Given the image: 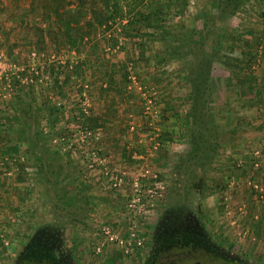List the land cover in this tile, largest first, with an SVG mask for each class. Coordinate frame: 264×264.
I'll return each instance as SVG.
<instances>
[{"label": "rangeland", "instance_id": "374dc122", "mask_svg": "<svg viewBox=\"0 0 264 264\" xmlns=\"http://www.w3.org/2000/svg\"><path fill=\"white\" fill-rule=\"evenodd\" d=\"M70 1L77 6L87 0H57L58 6L63 7L62 12ZM258 2L248 0L236 18L226 22L229 34L243 35L250 43L255 42L256 34L264 35V15ZM120 3L126 13L127 1ZM211 4V0H189L186 15L173 25L172 35L176 38L166 37L162 30H149L155 34L143 52L132 41L123 42V49L111 52L108 34L96 31L95 35L90 33L84 53L78 56L68 52L63 39L54 40L53 31L57 32L54 12L42 0H36L35 14L32 0H0V50L15 68L13 74L9 72L8 78L0 80V139L7 140L0 141V149L5 147L0 150V264L6 263L19 242L29 224L36 197L50 178L80 181L105 200L102 232L110 231L108 235L104 233L109 254L120 248L119 240L130 232L135 236L131 241L134 245L141 220L157 202L171 163L193 146L192 128L199 138L197 141L212 158L207 204L213 216L244 245L264 254L261 202L264 198V102L257 99L264 91L255 87L258 79L264 78L260 75L264 72V47L259 50L257 66L248 73L239 69L238 53L226 51L229 54L222 57L225 63L216 62L213 66L214 90L211 88L210 97L205 95L210 100L205 107L199 102L193 108L183 69L184 62L199 57L169 58L172 48L183 52L190 44L187 35L192 34L193 27L197 31L202 28L199 19L203 11L216 13ZM85 25L82 24L84 28ZM198 37L194 38L196 49L201 40ZM37 38L44 39L46 46L36 44ZM230 43L225 41L224 49L230 50ZM207 44L210 46L209 41ZM39 46L44 49L39 50ZM144 53L167 60L162 64L156 60L136 62L135 58ZM58 61L71 63L67 76L71 75L73 81V85L64 89L61 83V91L55 89L51 69H45ZM75 66L81 69L77 77L70 73ZM124 66L135 78L133 88L127 89V93L108 94L101 90L102 81L107 83L103 77L106 69L119 82ZM19 72L26 73L19 82L23 89L16 84ZM247 76L257 96L245 85ZM30 85L34 90L32 95L28 93ZM108 95L113 101L123 102L121 109L114 105L118 117L112 113L104 116L103 112L109 109L102 101L108 100ZM146 98L153 101L149 113L143 104ZM157 115L154 121L148 119ZM24 118L30 120V133L44 128L47 137L42 150L34 152L18 142L15 129L24 125L19 122ZM4 125L9 128L5 129ZM162 129L174 131V142L159 141ZM10 137L20 148L18 153L8 147ZM143 148L146 153L142 152ZM95 149L109 163L89 169V153ZM117 176L121 183L117 182L115 187Z\"/></svg>", "mask_w": 264, "mask_h": 264}, {"label": "flooded vegetation", "instance_id": "af4514ba", "mask_svg": "<svg viewBox=\"0 0 264 264\" xmlns=\"http://www.w3.org/2000/svg\"><path fill=\"white\" fill-rule=\"evenodd\" d=\"M211 159L191 146L171 163L127 253L107 251L103 198L80 181L48 179L5 264H264L208 207Z\"/></svg>", "mask_w": 264, "mask_h": 264}, {"label": "trees", "instance_id": "16d2710c", "mask_svg": "<svg viewBox=\"0 0 264 264\" xmlns=\"http://www.w3.org/2000/svg\"><path fill=\"white\" fill-rule=\"evenodd\" d=\"M42 1L46 4L47 8L52 9L54 12V22L56 21L55 23L57 24V32L53 31L54 40L58 39L59 41V38L60 40L63 39L64 45L68 47V52L71 53L74 51L78 56L84 53L85 46H87L85 43L88 42L90 33L93 32L95 35L96 31L98 33L102 31L104 34H108L107 44L110 45V47H119L121 50L123 49V42L132 41L143 52L146 48L145 44H147L150 37H153V34H155H150L149 30H162L166 37H175L172 35V31L175 27L173 25H177L178 21L186 15L189 6V0H149L147 2L143 0H126L128 11L124 13L123 6L120 3L121 0H87L86 3L77 6L70 1L67 5H64L65 11L62 12L60 9H63V7L61 5L58 6L59 3H57V0ZM247 1L248 0H211V5L213 8H216V13L203 11L199 19L202 22V28L197 31L195 30L196 28L193 27L192 34L187 35L188 39H190V44L186 49L180 52L177 48H172L171 51L168 52L169 58L175 56L178 59L179 57H185L186 59L190 57L194 58L195 56L199 57L198 60L192 62L187 60L183 63V69L188 78L189 100L193 103V108H196L199 102H203V107L209 104L210 100L206 99L205 95L210 97L213 92L211 88L214 90V86L211 84L214 82L213 66L216 62L220 64L225 63L223 62V58H226L227 54L238 53L240 58L236 60L241 61L238 62V67L239 69L242 68L244 73H248L257 66L259 61V50L262 49L261 46L264 47V35L256 34L255 42L250 43L246 42L245 36L238 34L235 37L229 34L230 32L226 29V22H231L236 18L241 10H243ZM258 1L264 15V5L261 4L264 0ZM32 2L34 4L32 13L35 14L36 0H32ZM262 17L264 18V16ZM117 20H120V23H118ZM124 20H126V23H124ZM84 23L86 24L85 28L82 26ZM116 26L120 27L117 28ZM201 35H203V37H200ZM195 37L201 39L200 42H198L200 45L197 49L194 46ZM86 39L88 40L84 41ZM252 39L253 38H251V41ZM227 40L231 42L230 45L232 47L230 46V50H226L223 47V44H225ZM207 41L210 42V46L207 44ZM36 44L46 46V41L37 38ZM40 46L39 50H43L44 48ZM226 51L230 52L228 53ZM215 58H217L218 61ZM135 59H137L135 60L136 62L142 60L146 62L156 60L159 64L167 60L165 57L161 58L160 56L150 57L146 53H144V56L141 57L139 55ZM83 63L84 62H81L82 67H84ZM70 68L71 63L67 62L66 64H61L59 61L45 67L46 70L51 69L52 75L54 76L53 84L55 85V89L60 90L61 86L62 89H64L67 85H73V81H71L72 78L70 79L71 75L67 76ZM73 69L74 71H70L73 76L75 75V77H77L81 74L79 66H75L72 70ZM105 73L103 77L109 78L108 88L105 90L106 92L110 91L113 87H117L118 93H127V89L131 84V73L128 67L124 66L119 82L114 81L108 69H106ZM17 74L19 77L16 79V84L18 83L19 85V82L22 80L21 77L26 73L19 72ZM61 83L62 85L60 86ZM228 83L230 84L231 81L228 80ZM252 84L253 82L251 83V79L247 76L245 85H249L250 92H254L255 96H257L258 92L255 90V87L264 91L263 80L258 79L255 87ZM20 87L23 89V86ZM28 90V93L32 95L34 90L31 85L28 87ZM262 95L263 96H257V99L264 97V93ZM22 102L30 107L26 101ZM55 112L57 113L58 111L55 110ZM52 113L54 114V112ZM192 116L195 118L194 111ZM162 117L165 120L168 118L166 115H162ZM19 122L24 125L15 129L16 131L18 130V142L20 140L22 144L28 146V148L34 152L42 150V145L46 142L47 137L44 133V128L39 127L36 132L30 133L28 130L30 120L24 118V120L20 119ZM3 127L6 129L8 125H4ZM190 135H192V145L198 149L204 150L197 141L198 137L195 136L193 128L192 130L190 129ZM174 137V131L160 130L159 132V141L161 142H174ZM1 139L5 142L7 141L4 138ZM8 143V147L12 148L13 152H19L20 148L13 137H10ZM8 147L6 148L7 151H9ZM4 149L5 147H1L0 150ZM144 151L143 149L142 152ZM262 222L264 224V215L262 216Z\"/></svg>", "mask_w": 264, "mask_h": 264}, {"label": "built area", "instance_id": "2783aa9c", "mask_svg": "<svg viewBox=\"0 0 264 264\" xmlns=\"http://www.w3.org/2000/svg\"><path fill=\"white\" fill-rule=\"evenodd\" d=\"M118 49H119V47H114V48H112V47H110L108 50H110L111 52H117L118 51ZM32 55L33 56H35V53H32ZM14 65L11 63V62H9L8 60H7V58H6V56H5V54H4V52H2L1 50H0V80L2 81V79L3 78H5V77H9V72H11L12 74L14 73ZM37 75L39 74V72L37 71V72H35ZM19 77V76H18ZM131 84L129 85V87H128V89L130 90V89H132L133 88V83H135L134 81H135V78L134 77H132L131 76ZM21 80V79H20ZM21 81H23V80H21ZM22 83H24V82H22ZM136 84V83H135ZM9 87V86H8ZM6 88V87H5ZM141 89V88H140ZM146 110H147V112L146 113H149L148 111L152 108V105H153V101L150 99V98H146ZM156 118H157V116H156ZM159 143L157 144V147H159ZM157 149V148H156ZM256 155H258L259 154V152H256L255 153ZM89 155L91 156V157H89V159H88V164H87V167L89 168V169H92V168H94V166L96 165V166H101V168L102 167H104V166H107V164L109 163L108 162V159L103 155V154H99V152L95 149V150H91L90 151V153H89ZM109 173V172H108ZM115 181H116V183L114 184V186L116 187V186H118V184H117V182H119V184L121 183V180H119V178H118V176L115 178ZM138 200H140V199H138ZM135 202V201H134ZM262 202V204L264 205V198H263V200L261 201ZM132 206V201H131V204H130V207ZM242 210V209H241ZM131 217V216H130ZM103 233H105L106 235H108V234H110V231L109 230H104V232ZM241 234V233H240ZM133 237V235H132V232H130V233H128L127 235H125L121 240H119V242H118V245H119V247H120V249L125 253H127V252H129V250L131 249V247L133 248V243H131V241H133L134 240V237ZM125 239V240H124ZM5 241V240H4ZM5 245H9V243L8 242H6V244Z\"/></svg>", "mask_w": 264, "mask_h": 264}, {"label": "crops", "instance_id": "0c3cea01", "mask_svg": "<svg viewBox=\"0 0 264 264\" xmlns=\"http://www.w3.org/2000/svg\"><path fill=\"white\" fill-rule=\"evenodd\" d=\"M86 40H88V39H86ZM73 54H75L76 52H72ZM80 59H81V57H80ZM263 62H264V59H263ZM259 64H260V62H259ZM260 75H261V77L263 78V76H264V72L263 71H261L260 72ZM118 77H116V76H113V79H114V81L115 82H118V79H117ZM261 79V78H260ZM106 81H107V83H105V81H102V83L103 84H101V87H102V85H103V88H101V90L103 89V90H106L107 88H108V83H109V80H108V77H107V79H106ZM263 82H264V78H263ZM105 88V89H104ZM114 92H119L118 91V88L117 87H113L110 91H108V94L110 93H114ZM108 97V100H106V101H102L103 102V104H104V106H105V108L106 109H111L110 110V112H109V110H108V112H106L105 113V111L103 112L104 113V116H108L110 113H112L111 115L113 116V117H118L117 116V114H118V110L117 111H114V105H116L117 104V108H118V106L120 107V109L123 107V102L122 101H113L111 98H110V95H108L107 96ZM116 99V98H115ZM143 101V100H142ZM258 101L259 102H261V103H263L264 102V97H260V98H258ZM97 102H99L98 100H97ZM124 103H127V102H124ZM144 105H146V102L144 101V103H143ZM100 106V103H98V107ZM108 107V108H107ZM114 111V112H113ZM114 115H116V116H114ZM119 115V114H118ZM110 116V115H109ZM154 116H152L151 118H148L149 120H155V119H157L158 117H159V115H157V118L156 117H154ZM127 118V117H126ZM128 121V120H127ZM153 122H151V124H152ZM156 124V123H155ZM131 130L132 129H134L133 127L132 128H130ZM163 130V129H162ZM144 141H146V140H144ZM140 142H143V139H141L140 140ZM144 150H145V152H143V153H146V149L145 148H143ZM122 155H124L125 156V152L124 153H122ZM143 157V154H140V157L139 158H142Z\"/></svg>", "mask_w": 264, "mask_h": 264}]
</instances>
